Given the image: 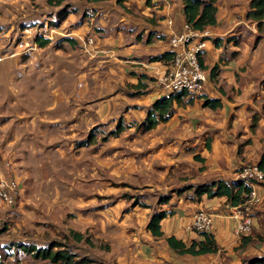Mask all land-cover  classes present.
Wrapping results in <instances>:
<instances>
[{"label":"crops","instance_id":"0c3cea01","mask_svg":"<svg viewBox=\"0 0 264 264\" xmlns=\"http://www.w3.org/2000/svg\"><path fill=\"white\" fill-rule=\"evenodd\" d=\"M31 2L41 0H0L3 39L13 37L18 26L35 21L46 20L57 32L42 45L44 37L35 39L37 46L31 53L1 61L12 58L17 71L11 64L9 72L7 65H0V175L15 179L20 186L17 201L0 203L8 226L13 223L10 232L24 224L20 217L27 202L24 183L31 176L32 154L50 162L52 176H57L58 162L90 158L102 166L112 161L109 171L118 180L170 191L161 194L168 195V200L156 208L167 211L160 221V236L146 228L155 211H149L148 201L124 205L116 197L108 203L106 196L98 199L93 192L71 198L72 210L88 209L94 214L86 222L69 219L66 234L73 237L71 231L80 232L79 241L85 242H89L85 229L103 236L115 262L234 264L240 255L264 252V200L253 210L252 241L239 247L225 196L186 195L195 185L212 179L234 180L237 168L256 163L264 150V31L245 17L249 0L215 2V23L204 28L206 45L200 56L207 75L204 91L185 93L180 102L173 103L168 118L148 130L140 127L147 108L168 94L158 77L169 60L151 57L170 50L171 31H182L183 0L65 1L73 8L64 6L62 14L64 7L59 3V9L45 15H36L38 6ZM85 35L93 37L89 51L79 41ZM3 74L8 91L1 84ZM205 98H216L220 104L205 106ZM91 129H99L105 138L89 141L86 133ZM135 156L140 163L133 162ZM256 186L264 197V184ZM200 207L213 214L210 232L218 250L179 254L166 237L186 244L201 239L199 232L187 227Z\"/></svg>","mask_w":264,"mask_h":264},{"label":"rangeland","instance_id":"374dc122","mask_svg":"<svg viewBox=\"0 0 264 264\" xmlns=\"http://www.w3.org/2000/svg\"><path fill=\"white\" fill-rule=\"evenodd\" d=\"M65 1H69L70 3L71 1L79 0H41V2H31V4L35 7L38 6L37 10L36 8L34 9L36 10V15L39 12L45 15L53 9H59V3L63 7L73 8V6L69 7V3ZM55 6L58 8H55ZM44 21L46 20H43L41 23L35 21L30 24H38L40 26V24H44ZM47 24L52 26L48 21ZM1 64L7 65L9 72L11 67L9 68L8 65L13 64V59L6 58L2 63L0 61ZM12 68L17 71V66L12 65ZM1 84L8 91V79L5 74H3ZM99 132V129L97 131L89 130L86 133L88 134L87 139L89 141H92L93 137L94 140L104 139L105 137L99 135ZM104 133H107V131H104ZM31 159L29 166L32 169H28L31 176L24 183L26 187L24 194L27 202L23 204L20 217L24 221V224L17 227L16 232H10L9 229L13 227V223L10 222L8 226L9 218L6 216V212L0 208V264H61L58 261H52L49 257L35 255L36 248L44 247L52 241L59 243L58 246L52 248V251L57 248H65L78 255H87L100 260L104 264H119L113 260L114 253L111 251L112 248L108 249L111 245L108 244V241L103 236H94L91 230L85 229L84 234L89 241L85 242L76 241L70 233L66 234L68 231L66 225L69 219L75 222H86L89 216L94 214V212L88 211V209H84L83 211L79 209L72 210L70 208V205H72L71 198L93 192L98 199L106 196L107 201H109L108 203H113L112 201L116 197L122 198L123 203H125L124 205H127L129 202L132 205L134 201L145 204L147 202L144 201H148L150 206L149 211L152 212L161 206L158 202V199L162 196L161 194H170L169 190H151L141 186L136 187L123 179L122 181L118 180L119 176L115 177L109 171L112 170V161L107 162L106 166L97 165L98 162L90 160V158L88 161L58 162L57 176H52L53 170H50V162L35 154H32ZM133 162L140 163L141 159L139 156H135ZM52 164L55 165L54 162ZM70 169L74 172H72L73 174L69 172ZM92 169L103 172L93 174L89 172ZM99 173L100 175H98ZM138 181L141 183L144 182V179H139ZM107 189L112 192L105 194L104 191H107ZM190 191L189 193L186 191L187 197L193 195L194 190L190 189ZM123 203L120 206L121 209L124 207L122 206ZM21 220L18 221L21 223ZM12 237H22L23 239L21 241H10L9 238ZM233 255H235L234 258L238 256V254ZM242 259L243 256L240 255L239 260L234 264H241Z\"/></svg>","mask_w":264,"mask_h":264},{"label":"built area","instance_id":"2783aa9c","mask_svg":"<svg viewBox=\"0 0 264 264\" xmlns=\"http://www.w3.org/2000/svg\"><path fill=\"white\" fill-rule=\"evenodd\" d=\"M170 25L172 19H166ZM55 29L44 21V24H24L15 29L14 36L3 39L0 35V61L6 56L31 53L37 46L36 38L44 37L52 40ZM207 30L192 28L184 22L182 31L172 32L168 38L171 58L164 72L158 77L161 88L168 93L185 91L187 94L197 95L204 91L207 79L206 71L201 66L200 56L205 48ZM84 50L93 43V37L85 35L79 38ZM89 51V50H88ZM236 179L244 181L250 189L244 194L243 200L230 206L229 216L233 220V233L237 236L250 234L253 225V210L263 202V194L257 189L264 179V171L257 164L246 163L236 170ZM20 191L19 183L15 179H8L0 175V203L9 205L15 202ZM213 214L204 208H197L187 225L194 231H211Z\"/></svg>","mask_w":264,"mask_h":264},{"label":"trees","instance_id":"16d2710c","mask_svg":"<svg viewBox=\"0 0 264 264\" xmlns=\"http://www.w3.org/2000/svg\"><path fill=\"white\" fill-rule=\"evenodd\" d=\"M119 1V0H118ZM217 0H183V12L185 22L192 28L202 30L208 25L215 23V2ZM65 11V7L61 9L62 14ZM245 17L251 21H256V26L259 31H264V0H249V8L245 14ZM37 37L36 39H39ZM48 41L47 38L40 41L39 44H45ZM171 58V51L162 52L157 55H153L151 59H164L169 60ZM261 86L264 96V77L261 80ZM185 91L168 93L157 99H155L151 105L147 108L144 119L140 123L142 130H148L154 127L159 121H164L168 118L174 102H180ZM220 102L216 98H205L203 105L215 108L219 106ZM256 118L253 115V122H256ZM119 129L111 131L116 133ZM256 164L259 169L264 171V150L260 153ZM264 184V179L261 182ZM250 187L244 181L234 179L226 180L224 178L212 179L208 182L197 184L193 187L196 195L205 193L208 197L213 196H225L227 202L230 205L239 204L244 197V194L249 191ZM168 200V195H162L158 202H165ZM134 201L133 204H136ZM166 210L154 211L147 223L146 228L156 236L162 235L160 230V221L166 215ZM75 240H81L82 234L80 232L71 231ZM202 235L201 239H192L189 244L175 238L174 236L166 237L167 244L173 248L179 254H203L209 252H216L218 245L209 231H197ZM252 238L249 234H243L240 236L239 247H243ZM59 243L52 241L44 247L36 248L35 255L41 257H49L52 261H58L61 264H104L100 260H96L87 255H78L74 252H70L68 249L60 248L52 251L53 247L58 246ZM243 264H264V252L260 254L243 255ZM241 263V264H242ZM116 264V263H115Z\"/></svg>","mask_w":264,"mask_h":264}]
</instances>
